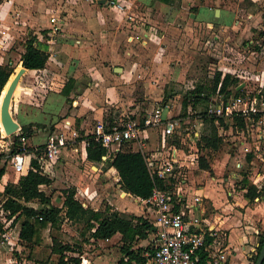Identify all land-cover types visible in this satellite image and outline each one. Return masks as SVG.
<instances>
[{
	"label": "rangeland",
	"instance_id": "374dc122",
	"mask_svg": "<svg viewBox=\"0 0 264 264\" xmlns=\"http://www.w3.org/2000/svg\"><path fill=\"white\" fill-rule=\"evenodd\" d=\"M70 1L72 7L70 6L69 10H73L76 7L75 3H78L86 14L107 18L111 21L109 22L111 29L117 27L124 31L117 49L121 58L115 62V65L125 67L124 74H122V70H118L115 71L117 75L112 72L108 78L105 77L102 81L96 77L92 80L94 83L93 87L90 86V90L96 91L97 94V100L92 102L93 107L88 105L85 99L79 100L78 104L66 100L62 104L61 115H74L77 119L84 120L85 126L89 130L98 121H108L109 117H113L115 120L132 115L140 117L146 111L157 109L165 103L171 107L172 114L179 113L184 94L195 83L208 81L215 71L234 72L239 80L238 85H241L240 89L243 91H255L260 85L264 86V39L259 37V31L264 26V6L250 5L249 0H222L215 3L213 6L221 8L225 13L227 12L226 14L233 13L227 27L218 31L215 27L209 30L203 23L191 25V27L185 25L187 21L191 24L193 22L191 20L193 17H190L187 12H197L198 8V6L189 3L182 7L186 10L184 14L186 21L169 23L173 28L165 32L159 28L161 24L159 18L163 19L165 16L160 13L159 17L154 20L157 12L160 11L154 6L145 4V0H118L124 5L123 10L108 3L101 5L97 0ZM194 1L196 3L197 1L203 2V0ZM181 4V0L175 1V5L181 6ZM204 13L206 10L201 8L199 16ZM128 16H132V19ZM218 17L214 21H217ZM179 22H181L180 25ZM147 25L149 27H146ZM27 28L24 26L20 35L6 45L4 53L0 54L3 62L10 61L12 63L13 73L16 71L18 63L21 64L19 58L27 38ZM145 32H149L145 45L136 38L132 41L128 40L129 34L139 37L143 36ZM107 57L110 56L107 55ZM83 73L85 72L83 71ZM89 77L91 78V76ZM37 79H40L38 73L27 72L21 77L19 89L10 104L12 114H16L20 99L25 100L30 97L28 100L41 102V95L60 89L63 83V80L46 76L47 86L43 89H47V91L34 87L38 95L27 97L28 89L25 86H37ZM91 79H88L87 75L82 78L83 84L80 92L88 86L87 80ZM4 93L2 92L0 95V103ZM72 94L76 98L78 90ZM205 104V101L195 105L190 104L188 108L191 111H199L204 109ZM85 106L89 107L86 109ZM0 125L3 126L1 121ZM19 129L14 134L18 133ZM220 133L222 143L216 150L203 148L198 154L194 150L190 152L188 149L182 150L181 159L183 158L186 163L182 168V175L184 174L186 183L205 187L204 194L211 199L218 198L223 202L227 199L222 196L223 192L232 191L235 194L227 196L228 200L230 202L233 200L240 207L244 201H247L245 198L247 184H243V176L252 183L257 179L256 173L264 171V137L261 139L252 138V136L255 137L252 131L233 126L232 120H230L228 128L220 129ZM12 140V134L4 136L2 130L0 131V143L3 144L4 151L8 150L7 147L12 144ZM247 140H250L247 145L251 148L250 151H247L241 142ZM41 141V139L37 140V142ZM27 143L31 146L29 140ZM256 146L258 149L255 148ZM201 155L208 162L210 169L199 167ZM249 155H251L250 158H248ZM49 163L50 160H46L43 170L51 174L48 168ZM74 163L76 168L78 166L87 169V174L80 175L76 170H72L76 173V178L79 179V200H85L88 205L98 209L109 206L126 216L142 214L150 219L149 212L142 205L136 203L133 197L122 194V189L114 181L112 171L109 173L110 177L106 179L107 176L102 174L93 176V170L89 166ZM57 167L59 168V165ZM6 170L15 174L9 163ZM55 179L57 182L54 186L42 185V189L51 195L52 202L60 204V196L66 188L73 186V182H65L58 172ZM263 184V182H258V185L262 186ZM198 190L195 186H189L187 193L192 194ZM3 198V190H0V202ZM207 201L209 202L207 203ZM206 203L211 208L209 199L206 200ZM0 219L2 264H46L49 261H56L57 255L50 252L51 233H54L62 242L80 245L81 264L89 263L86 259H89L92 264H118L122 255L117 236L108 242H100L92 238L85 241L88 232L81 233L83 225L64 218L58 229L51 230L49 227L41 229L40 242L34 246L28 256L27 244L18 237L20 222L13 220V217L2 216L1 213ZM140 244L146 245L147 242L142 240Z\"/></svg>",
	"mask_w": 264,
	"mask_h": 264
},
{
	"label": "crops",
	"instance_id": "0c3cea01",
	"mask_svg": "<svg viewBox=\"0 0 264 264\" xmlns=\"http://www.w3.org/2000/svg\"><path fill=\"white\" fill-rule=\"evenodd\" d=\"M220 1L222 0H203L202 3L200 1L196 3L194 0H181V6H177L175 4L169 5L159 0H145V4L154 6L155 9L160 11L157 12L158 14L154 20L159 17L160 13L165 16L163 19L159 18L161 23L159 28L165 32L173 28L169 23L186 21L184 16L186 10L182 7L189 3L198 6V8L197 12H187L190 17H193L191 18L193 22L191 24L187 21L185 25L191 27V25L203 23L209 30L215 27L218 31H222L223 28L227 27V23L231 20L233 13L226 14L227 12L225 13L221 8L213 6ZM249 3L253 6H264V0H249ZM70 4L71 1L69 2V0H0V54L4 53L5 46L17 38L20 35V31L26 26L28 27L26 31L27 37L29 34H35L36 43L39 46H43L48 54V59L43 68L25 69L23 73V75L27 72L40 75V79L36 81L37 86L40 88L35 84V86H25L28 89L26 91L27 97L38 95L34 87L47 91V89H43L47 86V82H45L46 76L63 80L60 89L41 95V102H38L39 100L37 102L28 100L30 97L25 100L20 99L17 104V112L12 114V116L20 127L31 122L46 125L44 130L36 129L33 135L26 138V142L29 140L33 146L45 144L51 135H61L66 139L61 154L57 158H52L48 165L51 172L48 175L52 178L50 185L54 186L56 184L55 176L58 172L61 179L65 180V182H73L71 187L75 188V196L78 198L79 179L76 178V173L73 171L76 170L77 174L80 175L87 174V169L78 166L76 168L74 162L89 166L93 170V176L102 174L107 176L105 178L108 179L110 177L109 173L112 171L114 181L118 186L119 175L116 169L105 160L106 158H103L102 161H92L86 157V147L82 141L89 129L85 126L84 120L81 121L74 115H61L62 104L65 100L67 101L61 89L66 81L72 78L76 88L69 92V102L72 101L78 104L79 100L85 99V102L93 107L92 102L97 100V94L95 93L96 91L90 90V86L93 87L94 83L92 80L96 77L102 81L105 77L108 78L112 72L117 75L115 67H120L122 74L125 72V67L115 65V62L121 58L117 49L120 39L123 38L124 31L119 30L117 27L111 29L109 25L111 21L107 18L95 14H86L78 3H75L76 7L73 10H69ZM201 8H204L206 13L199 16ZM224 14H226L225 17ZM217 17L219 19L214 21ZM178 24L180 25L181 22ZM146 27L149 26L147 25ZM149 29L151 30V28ZM109 49L111 51L110 55ZM107 55L110 57H107ZM2 62V56L0 55V63ZM41 74L43 75L41 76ZM86 75L88 79H92L87 80L86 84L88 86L80 92L83 84L82 78H85ZM18 89L19 82L15 85L12 98ZM75 90H78L76 98L72 94ZM53 100L56 101L52 102ZM88 107L85 106L86 109ZM64 119L69 120L73 125L64 124ZM0 129L2 130L1 125ZM2 134H4L3 131ZM38 139L42 141L37 142ZM145 142L154 146L157 144L163 145L165 140H162L159 132L149 130L146 132ZM58 165L59 168L57 167ZM7 172L6 170L0 178V190H3L6 182H16L18 179L17 173ZM256 176L257 179L252 184L258 190L262 189V191L253 200L245 197L247 201H244L240 207L233 200L231 202L228 200L227 196L235 194L232 191L223 192L222 196L227 199L222 202L221 199H211L204 194L205 187H198V185L196 186V184L192 183L199 189L197 192L203 197L205 214L202 217L210 221L217 230L215 237H206L207 246L199 251L200 260L201 255H203L205 264H214L213 259L216 255L225 256L224 259L218 260V264H251V258L259 245L258 234L260 228L264 225V184L262 186L258 185V182L264 183V171L257 172ZM208 199L211 201V208L206 205L209 202L207 201L206 203ZM29 205L40 206L34 201L29 202ZM206 216L207 218H205ZM114 236L119 239L120 247V234L117 233ZM114 236L99 241L108 242L113 240ZM86 260L89 262L87 264H92L89 259ZM1 262L0 255V264H2Z\"/></svg>",
	"mask_w": 264,
	"mask_h": 264
},
{
	"label": "trees",
	"instance_id": "16d2710c",
	"mask_svg": "<svg viewBox=\"0 0 264 264\" xmlns=\"http://www.w3.org/2000/svg\"><path fill=\"white\" fill-rule=\"evenodd\" d=\"M166 4H175L179 0H159ZM259 37L264 39V26L259 31ZM48 54L43 46L36 43V35L29 34L24 41V51L20 54L21 64L18 63L16 71L21 70L22 66L26 69H41L45 66ZM14 66L10 61L0 63V93L5 92L9 81L12 79ZM22 71V70H21ZM13 73V74H12ZM11 78L9 79L10 75ZM9 79V81H7ZM7 82V83H6ZM6 84V85H5ZM239 84L238 77L230 72L215 71L208 81H200L184 94L180 116L187 113L190 104H197L205 101V107L196 111V115L203 119L202 132L198 141L199 151L203 148L216 150L222 143V135L219 133V126L224 129L230 125V120L223 119L221 116L207 114L206 105L214 96L219 95L226 99L230 95H237L244 92L242 89H236ZM5 85V86H4ZM4 87V88H3ZM76 88L73 79L69 78L61 91L66 96L67 101L69 92ZM264 90V88H263ZM166 95H168L166 93ZM134 117V116H131ZM115 118L109 117V125L114 123ZM218 121V124L216 123ZM233 126H239L245 129V123L242 117L235 116L232 119ZM46 125L42 123H28L21 125L19 132L12 134V144L9 146L12 150L0 152V178L6 171L9 159L12 154L20 149V137H30L37 129H45ZM52 129V127H50ZM1 131V129H0ZM5 136V135H4ZM8 136V135H7ZM133 143H124L119 151L109 152L101 143L95 141L93 137L88 136V145L86 146V157L92 161H102L103 156L114 167L119 175V187L140 199L148 197L153 188L170 189L171 182L159 178L157 175H151L145 156L139 150L134 149ZM45 144L37 146L27 145L26 152L29 155L27 171L19 175L16 182H6L3 187L2 208L6 217H13V220L19 221L18 237L27 244L29 255L36 244L40 242V231L42 228L52 229L60 228L64 218L79 222L83 225L82 234L88 232V237L93 240L109 239L115 234H120V252L122 256L118 264H141L145 258L143 252L148 245H141L140 241L147 240L153 230L152 222L144 215L126 216L118 210L106 206L104 209H94L90 206L84 207L80 200L75 197V188L69 187L63 191L60 196V204L52 202L50 194L42 189V185L49 186L52 178L43 170L42 163L38 157L44 152ZM249 155L248 158H250ZM199 167L210 169L208 162L201 155L199 157ZM243 184L246 186L245 196L253 200L259 195L261 190L250 183L243 176ZM169 182V183H168ZM37 202L40 206L34 207L29 202ZM50 252L57 255L56 261H49L46 264H81V247L78 243L70 244L60 241L54 233H51ZM264 240V225L260 228L258 234L259 245L251 258V264H255L260 246ZM199 264H205L204 256L201 255ZM264 264V260H263Z\"/></svg>",
	"mask_w": 264,
	"mask_h": 264
},
{
	"label": "built area",
	"instance_id": "2783aa9c",
	"mask_svg": "<svg viewBox=\"0 0 264 264\" xmlns=\"http://www.w3.org/2000/svg\"><path fill=\"white\" fill-rule=\"evenodd\" d=\"M106 3L120 10L124 9V5L118 0H106ZM128 17L132 19V16ZM149 31L152 32L150 29ZM148 35L149 32L143 33L144 38L142 35L136 37L129 34L128 40L136 38L145 45ZM263 88L262 84L255 91H244L230 95L226 99L216 95L207 103L206 112L221 116L225 120L240 116L244 120L245 129L255 134V137L251 135L252 138L261 139L264 137ZM195 113L196 111L188 108L184 116H180V112L172 114L171 107L165 103L157 109L146 111L140 117L127 116L114 120L112 125H109L108 121H98L83 138L85 147L88 145V136H91L113 153L119 151L122 144L133 143L134 149L141 151L145 156L151 175L171 182L170 189L155 187L148 197L142 199L122 190L124 196L133 197L136 203L149 212V220L153 224L152 233L147 239L148 248L143 252L145 260L141 264H199V251L206 248V237H215L217 234L211 222L202 217L205 214L202 195L197 191L188 194L187 188L194 185L186 183L184 174L182 175V168L186 165L183 158L181 159L182 150L188 149V152L194 150L197 154L199 152L197 145L203 119ZM216 123L218 124V121ZM64 124L73 125L67 119H64ZM222 128L218 127L219 133ZM149 130L159 132L162 140H165L164 144L154 146L146 144L145 135ZM19 140L20 149L11 155L8 163L15 173L21 175L27 171L29 155L26 152L28 145L26 138L20 137ZM250 140L241 141L247 151L251 150L247 146ZM65 141L61 135H51L47 139L44 152L38 157L43 168L46 160L57 158L61 154ZM2 147L3 144L0 143V152L4 150ZM255 148L258 149L257 146ZM104 158H107V155H104ZM80 202L84 207L90 206L85 200ZM0 213L6 216L2 202ZM224 257L216 255L213 259L214 264H218V260Z\"/></svg>",
	"mask_w": 264,
	"mask_h": 264
},
{
	"label": "water",
	"instance_id": "95a60500",
	"mask_svg": "<svg viewBox=\"0 0 264 264\" xmlns=\"http://www.w3.org/2000/svg\"><path fill=\"white\" fill-rule=\"evenodd\" d=\"M98 2L100 4H104V3H106V0H99ZM25 69L26 68H24L22 66V68H21L22 71L21 70L16 71V73L13 74V77L10 81H9V79L11 78L12 75L9 77V79L7 80V81H9V85L5 91V94H4L3 100H2V104L0 106V121L3 124L5 130L10 131V134H13L18 128H20L19 124L15 121V119L12 116L11 109H10V101H11V97H12L13 88H14L15 84L17 82H19L21 76L25 72ZM115 70L118 71V70H121V68L115 67ZM240 88H241V85H238L236 87L237 90ZM2 91H3V89H2ZM2 91H1V93H2ZM1 93H0V95H1ZM11 150H12V146H11V148H9V151H11ZM103 158H104V156H103ZM263 260H264V240H263L262 245L260 246L255 264H263Z\"/></svg>",
	"mask_w": 264,
	"mask_h": 264
},
{
	"label": "bare ground",
	"instance_id": "6f19581e",
	"mask_svg": "<svg viewBox=\"0 0 264 264\" xmlns=\"http://www.w3.org/2000/svg\"><path fill=\"white\" fill-rule=\"evenodd\" d=\"M16 85V84H15ZM14 88H15V86H14ZM14 88H13V91H14ZM13 91H12V94H13ZM5 94V93H4ZM4 96V95H3ZM3 96H2V100H3ZM12 98V97H11ZM2 100H1V103H0V106H1V104H2ZM11 102V101H10ZM3 125V124H2ZM2 131H3V133H4V135L5 136H7V135H10V131H6L5 130V128H4V126H2Z\"/></svg>",
	"mask_w": 264,
	"mask_h": 264
}]
</instances>
